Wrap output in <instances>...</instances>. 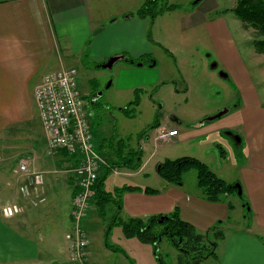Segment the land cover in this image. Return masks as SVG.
I'll list each match as a JSON object with an SVG mask.
<instances>
[{
  "label": "crops",
  "instance_id": "0c3cea01",
  "mask_svg": "<svg viewBox=\"0 0 264 264\" xmlns=\"http://www.w3.org/2000/svg\"><path fill=\"white\" fill-rule=\"evenodd\" d=\"M142 3L140 0H113L109 7L100 9L98 0H0V134L16 131L27 134L10 139L8 147L15 148L16 155L31 157L30 171L43 173L44 183L38 194L46 199L32 205L30 200L36 194L26 197L19 192V186L26 179L25 175L15 172L19 159L11 152L0 157V260L11 264H71L69 242L65 241L64 247H60L58 239L64 235L66 240L73 226L74 186L68 171L73 161L62 151L52 153L47 148L35 104V110L32 106L33 89L45 73L64 67L65 60L74 54L81 56L85 49L87 55L89 51L98 52L91 56L94 61L102 59L103 55L146 57L153 38L149 36L148 17L136 13ZM200 16L186 14L182 27L206 23L215 41L216 19L207 21ZM228 51L236 59L232 66L227 64ZM228 51L226 55L220 53L231 71L223 78L231 83L235 92L232 95L238 96L236 105L194 126L188 138L197 142L198 150L203 144L209 147L216 141L219 152L202 151L195 156L225 181L240 185L241 194L249 203V217H244L245 207L242 206L240 221L234 224L238 230L227 234L223 226L233 220L231 212L235 205L229 210L227 196L217 202L205 200L196 184V176L194 183L184 177L179 185L157 182L150 187L156 188L155 194L125 190L121 206L112 201L107 203L113 204L123 218L169 213L177 207L180 217L202 233L219 222L223 235L215 240L217 264H264V53L254 49L250 62H246L234 48ZM233 112L236 120L231 118ZM34 120L39 128L33 125ZM159 126L156 132L163 128ZM216 133L227 135L232 146L238 145L243 152L241 157L230 163V157H225L226 148L221 144L224 141H219ZM176 135L170 140L175 141ZM143 164L144 161L135 170L126 166L116 169L127 170V175L133 177L141 174ZM227 164L235 167L236 177L228 175ZM112 168L102 170L110 173ZM130 185L149 187L134 181ZM6 203H18L20 213L3 216L1 206ZM90 203L100 214L95 201ZM88 211L82 223L84 229H89ZM102 215L106 219L107 213ZM90 227L92 232H97L94 225ZM90 257L87 251L86 264Z\"/></svg>",
  "mask_w": 264,
  "mask_h": 264
},
{
  "label": "rangeland",
  "instance_id": "374dc122",
  "mask_svg": "<svg viewBox=\"0 0 264 264\" xmlns=\"http://www.w3.org/2000/svg\"><path fill=\"white\" fill-rule=\"evenodd\" d=\"M142 1L144 2L140 0ZM112 2L113 0H98L99 8L109 7ZM164 2L177 7L159 14L155 22L148 17L149 36L151 35L153 39L149 40L151 51L146 55L143 64H130L121 58L111 67L104 68L102 65L115 55L109 57L103 55L102 59L94 61L91 56H96L98 52L89 51L87 55L86 49L81 56L74 54L64 61V67H74L77 70L78 87L83 97L89 86L99 89L97 106L86 104L95 148L108 164L113 159L110 151L119 152L122 149V155L131 152L129 158L138 150L140 164L144 161L141 174L137 176L130 177L127 170L120 169L108 173L102 184L106 191L112 192L125 183L130 185L131 181L149 187L157 182L165 183L166 181L156 172L157 163L163 162L166 158L196 157L195 154H201L202 151L219 152L218 146L215 145L216 141L209 147L203 144L198 150L197 142L194 143L188 135L194 126L201 123L200 120L211 116V113L214 115L226 107L232 109L236 105L238 96L232 95L235 93L234 89L222 75L231 71L227 69L220 53L226 55L228 49L234 48L243 61L250 62L249 56L254 51L252 40L258 37L254 28H244L233 12L223 11L231 8L236 0H200L195 4L191 0ZM186 14H193L194 17L201 15L200 17L207 21L216 19L213 28L215 41L206 23L183 28L182 20ZM233 61L236 59L229 53L227 64L232 66ZM131 101H135V104L130 103ZM34 104L32 103L33 109ZM231 118L236 120L234 112ZM155 121L159 127L165 129L174 127L177 130L175 136L177 139L157 140V129L150 128ZM207 121L205 123H209ZM33 125L39 128L37 120L33 121ZM144 130L145 132H142ZM10 133L0 134V157H4L3 154L6 152H11L16 160L19 159L17 165L20 160L25 159L28 160L30 168L31 157L16 155V149L8 147L10 139L25 137L27 134L18 131ZM216 135L219 141H224L221 144L226 148L225 157H230V163L241 157V153L243 154L241 148L238 145L232 146L227 135L223 133ZM56 152L59 151L52 153ZM62 152L69 156L65 151ZM153 161H156L155 165L152 164ZM226 167L228 175L235 176V167L232 168L229 164ZM184 175L187 182L190 179L194 183V170ZM243 200V196L238 194L227 196V203L235 205L231 212L233 220L223 226V230L226 227L227 234L238 230L234 224L240 221ZM106 213L104 219L105 217L93 206H90L88 211L87 218L90 224L89 229H85L89 238L87 251L91 255L88 264H179L180 250L176 249L165 236L161 237L157 248L154 249L151 243L125 236L121 224L113 216L117 213L113 204L107 205ZM118 215L121 217L120 213ZM83 220L84 218L80 221L81 226ZM90 225H94L96 233L92 232ZM207 232V242L211 244L214 238L211 232L208 234ZM58 240L60 247H64L65 241L69 242L64 239V235ZM216 258L205 255L201 264H217ZM69 262L77 264L73 260ZM0 264L11 263L0 260Z\"/></svg>",
  "mask_w": 264,
  "mask_h": 264
},
{
  "label": "trees",
  "instance_id": "16d2710c",
  "mask_svg": "<svg viewBox=\"0 0 264 264\" xmlns=\"http://www.w3.org/2000/svg\"><path fill=\"white\" fill-rule=\"evenodd\" d=\"M191 1L195 4L200 0L197 2L195 0ZM176 7V5L168 4L164 0H144L136 13L138 16L149 17L153 20L164 11L172 10ZM229 10L241 21L243 27L254 28L258 34V37L252 40L254 49L259 53H264V0H236L231 8H226L223 11ZM123 57L126 59L124 61L130 64H143L146 61L145 57L132 58L125 54ZM222 75L224 76V73ZM130 103L135 104V101H131ZM158 126V123L155 121L150 128ZM142 132H145V130ZM97 151L100 153L98 149ZM122 151L123 149L119 152L110 151L113 155L110 167L126 166L130 169L138 168L140 165V159L137 157L139 155L138 150L135 151L131 158H129L131 152L128 151L122 155ZM190 170L195 171L196 184L200 188L205 200L217 202L225 196L238 194L239 184L225 181L205 162L196 157L166 158L163 162L156 164L158 175L166 182L176 185L182 183L184 174ZM108 173L107 169L100 171L93 186L95 192L93 200L101 215L106 212V206L110 201L114 202L116 206H121V196L125 190H141L149 194L157 192L156 189L150 187L141 188L131 185L116 187L112 192H106L102 184ZM239 195L243 196L241 193ZM243 206L245 207L244 217H249V203L245 199L243 200ZM228 208L229 210L232 209L231 203H228ZM113 216L121 224L125 236L136 237L142 242L151 243L154 249L157 248L161 237L165 236L176 249L180 250V254L178 255L179 264H201L205 255L216 257L214 250L215 240L223 235L221 226L217 222L209 230L214 240L211 244L208 243L206 232H199L193 225L184 221L180 217L177 207L169 213L153 214L146 217H128L123 219L119 217L118 211ZM82 264H86V262Z\"/></svg>",
  "mask_w": 264,
  "mask_h": 264
},
{
  "label": "built area",
  "instance_id": "2783aa9c",
  "mask_svg": "<svg viewBox=\"0 0 264 264\" xmlns=\"http://www.w3.org/2000/svg\"><path fill=\"white\" fill-rule=\"evenodd\" d=\"M33 99L47 148L51 152L65 151L73 161L69 171L74 186L71 211L74 225L66 238L69 241L71 260L82 264L86 261L89 238L80 221L85 218L95 196L93 186L99 172L110 165L94 146L85 97L79 90L77 70L74 67H61L45 73L34 86ZM176 134V129L160 128L156 139L169 141ZM15 172L26 177L25 182L19 186V192L26 197L36 194L30 200L32 205L45 202V197L38 194L39 187L44 183L43 173L30 171L29 162L25 159L19 161ZM20 211L18 203L1 206V213L6 217Z\"/></svg>",
  "mask_w": 264,
  "mask_h": 264
},
{
  "label": "water",
  "instance_id": "95a60500",
  "mask_svg": "<svg viewBox=\"0 0 264 264\" xmlns=\"http://www.w3.org/2000/svg\"><path fill=\"white\" fill-rule=\"evenodd\" d=\"M197 1H199V0H195V2H197ZM124 59V60H126L124 57H123V55H115V56H112V57H110L107 61H106V63H104L102 66L104 67V68H109V67H111V65L116 61V60H118V59ZM138 65H141V63H138ZM224 76H225V74H224ZM100 94V93H99ZM224 112H226V109H224V110H222V111H220V112H218V113H216V114H214V115H211V116H208L207 118H205V120H212V119H214L215 117H218V116H220V115H222ZM202 122V121H201ZM241 193V189L240 188H238V194H240Z\"/></svg>",
  "mask_w": 264,
  "mask_h": 264
},
{
  "label": "flooded vegetation",
  "instance_id": "af4514ba",
  "mask_svg": "<svg viewBox=\"0 0 264 264\" xmlns=\"http://www.w3.org/2000/svg\"><path fill=\"white\" fill-rule=\"evenodd\" d=\"M99 89L98 88H94L93 86H89V89L87 91V93L85 94V101L86 104L91 103L94 106H97L98 104V95H99Z\"/></svg>",
  "mask_w": 264,
  "mask_h": 264
}]
</instances>
